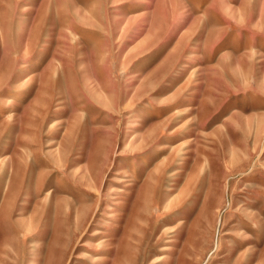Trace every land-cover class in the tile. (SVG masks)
Listing matches in <instances>:
<instances>
[{"label": "rangeland", "instance_id": "1", "mask_svg": "<svg viewBox=\"0 0 264 264\" xmlns=\"http://www.w3.org/2000/svg\"><path fill=\"white\" fill-rule=\"evenodd\" d=\"M0 161V264H264V0H0Z\"/></svg>", "mask_w": 264, "mask_h": 264}, {"label": "bare ground", "instance_id": "2", "mask_svg": "<svg viewBox=\"0 0 264 264\" xmlns=\"http://www.w3.org/2000/svg\"><path fill=\"white\" fill-rule=\"evenodd\" d=\"M6 103H11V100H7L6 101ZM227 120V118L226 119H223V122H225ZM148 138H149V136H145V137H141L140 138V142H142L140 145H142V144H145L146 143V141L148 140ZM3 161V160H2ZM2 161H0V162H2ZM166 164V161H164L162 164H161V166H163L164 167V165ZM160 166V167H161ZM83 176L82 177H84V178H87L88 180H90L91 182H94L93 180H92V178H91V175H90V173H89V171H87V170H83V174H82ZM52 192V191H51ZM51 192L49 191V192H47L46 193V197L47 196H49L50 194H51ZM40 201H41V199H40ZM39 201V202H40ZM49 209H50V207H49ZM62 210H63V208H59V210H58V206L57 207H55V211H57L58 212V214L59 215H61L62 214ZM70 212V211H69ZM69 212L65 215V216H68L69 215ZM71 213V212H70ZM64 216V217H65ZM64 217H61V218H64ZM71 218H73V215H72V213H71V216H70ZM61 218H57V217H54L53 218V220L55 221V220H57V219H61ZM68 218V217H67ZM66 218V219H67ZM72 221H74V218L72 219ZM55 234V233H54ZM53 234V235H54ZM52 236V235H51ZM52 239H53V237H52ZM103 242V241H102ZM86 248H89V246H90V243H86L85 245H84ZM98 249H88V251L89 252H98L97 251ZM84 263H85V261H84Z\"/></svg>", "mask_w": 264, "mask_h": 264}]
</instances>
